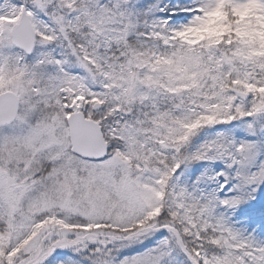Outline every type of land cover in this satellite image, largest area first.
Masks as SVG:
<instances>
[{"label":"snow or ice","instance_id":"6c2138e0","mask_svg":"<svg viewBox=\"0 0 264 264\" xmlns=\"http://www.w3.org/2000/svg\"><path fill=\"white\" fill-rule=\"evenodd\" d=\"M0 264H264V0H0Z\"/></svg>","mask_w":264,"mask_h":264}]
</instances>
